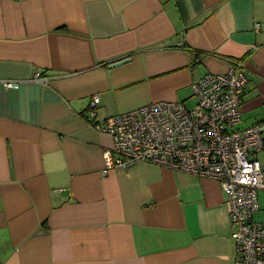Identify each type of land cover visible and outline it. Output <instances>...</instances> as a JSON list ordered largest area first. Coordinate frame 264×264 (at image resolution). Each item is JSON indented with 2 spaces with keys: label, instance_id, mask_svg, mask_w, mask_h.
<instances>
[{
  "label": "crops",
  "instance_id": "0c3cea01",
  "mask_svg": "<svg viewBox=\"0 0 264 264\" xmlns=\"http://www.w3.org/2000/svg\"><path fill=\"white\" fill-rule=\"evenodd\" d=\"M231 58L248 80L237 128L264 138V0H0V264H236L217 180L149 162L103 174L113 139L95 124L194 104L192 82Z\"/></svg>",
  "mask_w": 264,
  "mask_h": 264
},
{
  "label": "built area",
  "instance_id": "2783aa9c",
  "mask_svg": "<svg viewBox=\"0 0 264 264\" xmlns=\"http://www.w3.org/2000/svg\"><path fill=\"white\" fill-rule=\"evenodd\" d=\"M229 62L225 72H208L192 82L196 101L191 107L183 101H155L95 123L113 139L103 174L149 162L217 180L228 197L236 264H264V223L254 219L264 187L257 158L264 138L260 125L237 128L248 80L242 60ZM35 78L48 81L39 72ZM16 84L5 81L6 86ZM100 99L95 94L90 100L91 118L97 116Z\"/></svg>",
  "mask_w": 264,
  "mask_h": 264
},
{
  "label": "water",
  "instance_id": "95a60500",
  "mask_svg": "<svg viewBox=\"0 0 264 264\" xmlns=\"http://www.w3.org/2000/svg\"><path fill=\"white\" fill-rule=\"evenodd\" d=\"M129 61H130V57L129 56L128 57H125V58H122V59H118V60L114 61L111 64V67H116L118 65H123V64H125V63H127Z\"/></svg>",
  "mask_w": 264,
  "mask_h": 264
},
{
  "label": "rangeland",
  "instance_id": "374dc122",
  "mask_svg": "<svg viewBox=\"0 0 264 264\" xmlns=\"http://www.w3.org/2000/svg\"><path fill=\"white\" fill-rule=\"evenodd\" d=\"M192 103H193V100H192V101H190V102H188V103H187V106H188V107H191V106H193V104H192Z\"/></svg>",
  "mask_w": 264,
  "mask_h": 264
},
{
  "label": "trees",
  "instance_id": "16d2710c",
  "mask_svg": "<svg viewBox=\"0 0 264 264\" xmlns=\"http://www.w3.org/2000/svg\"><path fill=\"white\" fill-rule=\"evenodd\" d=\"M232 59H234V58H232Z\"/></svg>",
  "mask_w": 264,
  "mask_h": 264
}]
</instances>
